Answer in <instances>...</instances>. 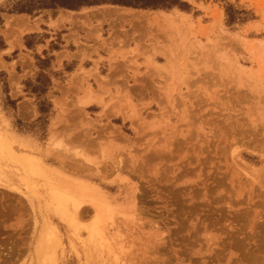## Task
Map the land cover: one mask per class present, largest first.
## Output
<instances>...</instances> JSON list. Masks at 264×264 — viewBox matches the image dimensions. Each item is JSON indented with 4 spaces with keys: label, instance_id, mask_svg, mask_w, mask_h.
<instances>
[{
    "label": "rangeland",
    "instance_id": "rangeland-1",
    "mask_svg": "<svg viewBox=\"0 0 264 264\" xmlns=\"http://www.w3.org/2000/svg\"><path fill=\"white\" fill-rule=\"evenodd\" d=\"M17 1L0 0V264H264V0ZM51 181L87 187L65 219Z\"/></svg>",
    "mask_w": 264,
    "mask_h": 264
},
{
    "label": "bare ground",
    "instance_id": "bare-ground-1",
    "mask_svg": "<svg viewBox=\"0 0 264 264\" xmlns=\"http://www.w3.org/2000/svg\"><path fill=\"white\" fill-rule=\"evenodd\" d=\"M1 144H2V142H1ZM4 146L6 149L9 148L7 144L6 145L4 144ZM10 151L11 150L9 149V152ZM11 154L13 156V153H11ZM19 158H20V160H19ZM19 158L17 161L22 166L21 168L25 171V172L23 171L24 173H29L33 176H43V178H45V179L47 178L46 175H43L42 168L36 160H34L33 158H29V157H22V158L19 157ZM76 187L78 188V186H76ZM76 187H71V186L61 187L60 185L53 183L52 181L49 182L47 185V188L49 189V197L51 199V202L56 205L55 206L56 214L59 215V217L61 219L66 218L65 216L67 213V204H69L70 201H72V203H74L75 197H79V194L82 192V190L87 189V187L85 185H82L78 188L79 190L76 191L77 190ZM92 200H94V201L98 200L97 196L96 197L92 196ZM92 206L95 209V218H94L93 223L90 224L91 226L89 228H87L88 229L87 231L89 233V238L91 239V241L94 240L92 243L97 242V243L103 244L107 240L106 236H105L106 233L104 234L105 230L103 229V226L106 223L105 215L107 214L106 210L103 208L105 205L103 206L101 203L100 205L95 204ZM55 243L57 244V242H55ZM102 244H100V245H102ZM44 245L45 244H43L42 246H44ZM53 250H55L54 246H53ZM42 251H44V250H42ZM41 253H42L41 258H43V254L45 256V253H43V252H41ZM41 258H39V260H41ZM39 262H40V264H56L55 259H53L52 257H49L48 259H46V257H45Z\"/></svg>",
    "mask_w": 264,
    "mask_h": 264
},
{
    "label": "trees",
    "instance_id": "trees-1",
    "mask_svg": "<svg viewBox=\"0 0 264 264\" xmlns=\"http://www.w3.org/2000/svg\"><path fill=\"white\" fill-rule=\"evenodd\" d=\"M103 5H114L136 10L163 11H168L175 7L185 10L189 7L181 0H18L13 5L10 13L36 16L45 10L80 11L83 8Z\"/></svg>",
    "mask_w": 264,
    "mask_h": 264
}]
</instances>
